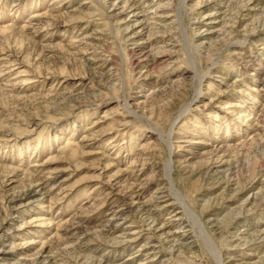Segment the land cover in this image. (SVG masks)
Wrapping results in <instances>:
<instances>
[{"label":"rangeland","instance_id":"374dc122","mask_svg":"<svg viewBox=\"0 0 264 264\" xmlns=\"http://www.w3.org/2000/svg\"><path fill=\"white\" fill-rule=\"evenodd\" d=\"M0 264H264V0H0Z\"/></svg>","mask_w":264,"mask_h":264},{"label":"bare ground","instance_id":"6f19581e","mask_svg":"<svg viewBox=\"0 0 264 264\" xmlns=\"http://www.w3.org/2000/svg\"><path fill=\"white\" fill-rule=\"evenodd\" d=\"M125 6H127V4L125 5ZM136 6H137V4H130V3H128V6L127 7H130L131 9H133V10H135V8H136ZM134 15V14H133ZM160 17V16H159ZM158 17V18H159ZM161 18V17H160ZM160 27V26H159ZM171 134V132L169 133V135ZM168 139H170V136L168 137ZM182 208L183 209H186L185 208V206L182 204ZM164 226H166V225H164Z\"/></svg>","mask_w":264,"mask_h":264}]
</instances>
